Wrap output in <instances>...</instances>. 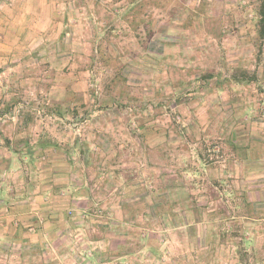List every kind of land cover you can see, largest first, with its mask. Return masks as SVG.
<instances>
[{
    "label": "crops",
    "instance_id": "crops-1",
    "mask_svg": "<svg viewBox=\"0 0 264 264\" xmlns=\"http://www.w3.org/2000/svg\"><path fill=\"white\" fill-rule=\"evenodd\" d=\"M206 1L190 0L185 5L198 10L206 7L207 13H198V17L203 16L200 19L204 18L208 23L213 20L224 23L225 18L212 16L215 15L212 11L221 5L220 0ZM67 5L70 3L63 0H0V107L9 102L13 104L24 88L38 87L36 81L40 79L31 80L25 74L38 66L36 63L29 65V62H41L45 57L48 69L53 70L55 76L49 85L44 84V97L47 103L62 109V113L54 111L53 123L64 122L65 125L72 116L70 111L73 112L72 121L77 119L75 112L78 107L71 106L78 104L80 107L87 98V71L81 62L87 51L81 34L78 47L82 54L73 55L80 58L78 64L64 58L65 52L70 53L69 38L65 39L57 31L63 25L61 21L65 18L61 11ZM223 6L227 8L228 4ZM164 24L173 25L171 14L168 13ZM224 32L213 34L205 31L210 41H217L222 46L211 50L203 62L196 61L195 57H201L198 54L206 51L209 53L207 45L189 50L194 58L184 61L186 56L191 57L190 53L169 33H155L149 36L150 39L139 37L146 53H151V44H157L165 68L176 65L183 72L189 64L197 67L205 63L213 69L218 66L209 82L196 83L193 114L182 111V122L176 129L168 126L166 130L152 129L149 127L151 117L142 114L129 118L143 126L135 132L129 125L126 128L119 114H112L107 120L112 121V126L99 127V122L86 133L93 121L103 117L104 113L99 110L92 111L90 117L87 115L89 119L81 124L85 131H74L73 135L66 132L65 126L64 132L61 129L28 131L29 122L22 121V116L19 123L25 128L11 130L0 127V264H132V259L142 255L145 257L142 264L146 261L147 264H232L233 254L238 255L241 251L247 255L248 251L250 256V251H257V248H247L250 241L245 235L251 230L247 226L253 223L257 226L264 220L263 200L260 196H249L247 188L238 192L241 196L234 192L236 196L231 199V191L225 190L224 185L230 187L229 179L237 169L239 177L236 171L233 184L250 179L245 173L252 167L247 154L249 149H245L244 155L242 150L239 152L233 146L232 151L223 153L221 160L212 162L204 159L205 152L198 148L196 160L188 162L184 149L177 145L186 135L194 138L199 146L208 142L215 136L216 119H222V122L236 119V113L244 111L247 103L251 106L257 99V90L254 95L247 94L246 90L250 88L247 83L230 81L232 84L228 85L220 80L225 67L220 68L213 57L220 55V61H227L223 50L227 49L225 42L234 39L231 40ZM240 35L237 40H244ZM182 41L186 42L185 39ZM146 56L149 58L148 54ZM13 61L18 63L11 64ZM59 61L62 67L67 66V70L73 65L77 68L73 69V74L60 75ZM46 67L41 68L40 73ZM40 77L42 81L44 76ZM131 99L127 97L129 104ZM176 110H182L180 102ZM161 120L160 125H163ZM75 134L82 140L74 137ZM72 136L74 140H70ZM89 156L101 158L94 162V159L88 160ZM172 169L173 174H168ZM104 170L105 176L101 173ZM240 170L243 171L240 173ZM103 178L104 181L101 180ZM100 180L103 181V189L108 191L105 194L109 197L106 198L108 203H116L120 209H134L130 214L141 208V213L134 215L135 218L125 216L122 209L108 210L110 215H114L116 224H121L119 220L124 217L135 221L131 228L126 225L129 228L126 233L113 228L112 232L104 233L109 238H98L92 234L100 228L98 223L103 218L99 202L94 200L99 193L92 190ZM151 184L153 190H150ZM221 185H224L222 192H218ZM229 198L232 205L226 206ZM218 203L224 210L218 208ZM246 207L250 213L245 212ZM138 219L141 224L135 225L139 223ZM114 221L112 218L111 222ZM234 226L237 231L233 230ZM116 234L119 235L116 237H136L122 244L111 238ZM142 241L141 248L133 246ZM125 243L127 245L123 246ZM125 248L129 253L119 257V251H125ZM36 252L41 254L34 260ZM242 257L243 264L245 259Z\"/></svg>",
    "mask_w": 264,
    "mask_h": 264
},
{
    "label": "rangeland",
    "instance_id": "rangeland-1",
    "mask_svg": "<svg viewBox=\"0 0 264 264\" xmlns=\"http://www.w3.org/2000/svg\"><path fill=\"white\" fill-rule=\"evenodd\" d=\"M63 1L64 3H70V5H67V7L61 11L64 15L60 16L65 19L61 21L63 25H61L60 31H57V33L63 35L65 39L69 38L67 43L70 53L67 54L68 52H65L66 55L64 58L66 61L70 62L73 60V64H78V61H80L77 55H79V53L82 54V52H79L78 36L82 34L81 36L87 51L85 59L83 58L81 60L82 66H84L87 71L85 75V93L87 95V101L85 100L84 104L80 107L78 104L71 106L73 108L78 107L75 112V115H77L75 121H72L71 117H73V112L70 111L72 116H69L65 125L64 122H62V124L53 123L54 118L52 115L55 113L54 111H60V113H62V109L61 107H56L47 103L44 97V84L49 85L51 83L50 81L54 78L55 72L48 69L49 64L46 58L42 57V60L39 58L41 62H29V65L36 63L38 66H34L33 69L25 74V76H29L31 80L39 78L40 80L36 81L39 84L38 87L30 89L24 88L20 91L17 100L14 101L13 104L9 102L0 107V127L4 126L11 130L22 129L25 127L21 126L22 123L19 122L21 120H26L29 122V126L26 128L28 131L31 130L33 132L34 130L42 129V131L47 130L49 132L53 129H61L64 132L65 130L63 127L65 126L66 132L69 131L71 135H73L72 132L74 131H80L81 133L85 131L84 129L82 130L83 127L81 124H85L84 120L89 119L87 115L90 117V114L93 113L92 111L99 110L104 113L103 117L98 118L97 122L93 121L90 127H87L86 133L88 130L95 128V124L99 122H101L99 123V127H101V125L102 127L112 126V121H107L112 114H119L123 124L125 126L129 125L130 129L135 132L141 130L143 126L140 122H135L129 118L130 116H142V114H148V118L151 117L149 121L151 124L149 127L152 129L163 128L166 130V126H168L167 128L169 129H176L177 125H180V122H182V111L188 115L193 114L192 111L194 109L192 108V100L194 99L193 95L196 83L198 82L201 84L202 82H209L210 76L215 74V70L218 69V66H215L213 69L211 65H206L205 63L201 66L197 65V67L189 64L183 72L176 65H172L170 68L168 67V69L165 68L164 63L161 62L162 57L158 53L157 44H151L152 49L150 52L152 54H149L146 53L147 50H142L144 46H141L139 40L140 38L150 39L149 36L160 32V34L169 33L170 36L176 37L177 43H183L188 53H190L189 50L194 51L197 48H205L207 45V49L210 50L209 53L206 54V51L204 54H198L201 57H195L196 61L203 62L202 60L205 61V59H207L211 50H218V48L222 46L219 45L217 41H210V39L205 36V31L208 30L213 34H217L219 31L224 30V34H227L231 40L232 38L234 39L225 42L227 49L223 50L225 51L224 57L228 59L227 61H220L222 60V56L220 57V55L218 57H213L214 62L218 64L220 68L225 67L224 73H220V80L230 85L232 84L230 76L233 72L237 69L245 70L247 72L246 80H249L252 76L255 77L251 83H248L250 88H248L246 92L248 95H254L257 90V99L252 102L251 106L248 105V103L244 106V111L246 108L245 112L241 110L240 113H236V119L223 120V122L221 121L222 119H216L215 136L209 139L208 142H203V144L199 146V144L196 145L197 142L194 138L186 135V138L184 137L177 145L184 149L188 162H194L196 160L194 157L198 156V148L205 152L203 156L204 159L208 161L211 160L212 162L221 160L220 158L223 156V153L225 151L227 153L228 151H232L231 148L233 146H236L239 152L242 150L244 155H246L245 149H249L247 154L250 157L249 160L252 163V167L246 170L245 173L250 176V179L241 182V184H233V176H235L237 171L236 176L239 177L237 175L239 169H232V171H234L231 174L233 176L229 179L230 187L227 188V184H224L225 190L231 191L230 198L232 199L236 196L234 192L237 193V196H241L238 192L242 191V189L244 190V188L246 190L247 188L249 196H260L264 203V37L262 39L259 37L260 8L264 0L218 1L221 5H218V8L212 11L213 13L215 12V15L213 14L212 16L219 19H222V17L225 18L222 24L218 23L216 20L208 23L204 18L200 19L203 16L198 17V13L202 12V14H204L205 12L207 13L208 10L206 7L203 9L200 8V10L196 7L186 8L190 0ZM201 2L207 1L201 0ZM241 2H243V4ZM225 3L228 4L227 8L223 6ZM173 7L176 8L173 9ZM168 13L171 14L173 25L164 24L166 17H168ZM66 33L69 34L68 37L65 36ZM239 34H241L240 37L244 38V40H237ZM156 38H159V36H156ZM182 39H185L186 42H183ZM64 42L66 43V41L62 43ZM56 43H54L55 46ZM80 46L82 47V42ZM60 49L63 50V45L61 46V44ZM75 54L77 55L73 57ZM146 54H148L149 58ZM189 58H194V56H186L183 59L185 61ZM16 63L18 62L13 61L11 64ZM45 66H47L46 69H43L40 73L41 68ZM66 67L67 66L62 67V62L60 63L59 61V69H61V71H59L60 75H62L61 73L67 75L69 72L73 74V69L77 68L73 65L70 70H67ZM44 71L47 72L44 74ZM40 76H44L42 81ZM19 77L20 76H18V78ZM183 84H185V86H182ZM128 96L132 98L129 101L130 104L127 101ZM103 98L108 99L104 100ZM101 99L103 100L101 101ZM133 102L138 104L135 105L136 103ZM143 102H145V105H143ZM179 102L182 105L181 111L176 110V105H179ZM155 104L157 105L153 108ZM17 106L21 108L20 112L14 120H11L9 116H11V112H13ZM138 106H140V108ZM36 109L40 110L41 117L36 114ZM21 116L22 119L20 120ZM158 116H163L162 120ZM159 120L163 122V125H160L161 122ZM74 137L82 140V137L78 134H75ZM74 137L72 136L70 140H74ZM173 139L174 138H171V140ZM94 158V156L91 158L89 156L88 160H93ZM100 158L101 157L97 156L94 162H99ZM173 171L174 169L168 174L172 175ZM242 171L243 170H240V173ZM101 173L105 176L106 171H101ZM104 179L105 178L101 180L104 181ZM101 180L92 187V190L99 193L98 196H95L94 200L99 202L101 207V209H99V211H101L100 216L103 218L100 219L101 222L98 223L100 228L97 229V232L92 234L98 238H109L110 236H104V233L112 232L113 228H117L120 230L119 232L126 233V230L131 228L132 222L134 223L135 221H130V218L124 217L119 220L121 224H116L117 221L114 219V215H110V213L112 210L114 212V210L120 208H118V204L116 203L112 204L107 202L106 198L109 197L105 196V194L108 193V191L103 189V181ZM224 185L218 188V192H222L221 189H223L222 186ZM151 186L150 190H153L154 186L152 184ZM210 196H214V194H210ZM231 199L225 204L226 206L232 205ZM110 206H112V208H110ZM97 207H99L98 204ZM218 208L224 210L221 203H218ZM121 209L123 210L121 212H123L125 216L128 215L132 218H135L134 215L141 213V208H137V213L134 214H130L134 209L128 210L126 207H121ZM245 210V212L250 213L248 207H246ZM106 212H108L109 215L104 216ZM97 214L99 215V212H97ZM112 218L113 221L115 220L116 222H111ZM138 220L137 222L139 223H135V225L141 224V220ZM253 224L247 226V228L251 230L245 236L250 241L247 248H257V251L254 249L250 251V256L248 251L247 255L241 254V251L238 255L233 254L234 259H232V261L234 260V262H232V264H242V260L240 259L242 256V258L245 259V263L243 264H264V220L259 221L257 226ZM235 226L237 227V225ZM236 227L233 230L237 231L238 229ZM115 232L117 233V231ZM116 236L119 235L116 234L111 238H114V241L118 240L122 242V244L124 242H131L136 237ZM125 245H127V243L123 246ZM153 245L156 247V244ZM39 254L41 253H34L33 259L37 260ZM132 260V264H142L144 263L145 257L142 255L140 258ZM147 262L148 261H146L145 264H147ZM166 262L167 261H164V263Z\"/></svg>",
    "mask_w": 264,
    "mask_h": 264
},
{
    "label": "trees",
    "instance_id": "trees-1",
    "mask_svg": "<svg viewBox=\"0 0 264 264\" xmlns=\"http://www.w3.org/2000/svg\"><path fill=\"white\" fill-rule=\"evenodd\" d=\"M259 37L260 39H262L264 37V3L261 4V8H260V19H259ZM247 78V72L244 70H240L237 69L235 70V72H233V74L230 76L231 81L233 82H243V83H251V81H253L255 79L254 76L250 77V79L246 80ZM143 241L140 243H134L133 246H135L136 248H141ZM129 253V251H127V248H125V251H119V257H123L124 255H127Z\"/></svg>",
    "mask_w": 264,
    "mask_h": 264
},
{
    "label": "built area",
    "instance_id": "built-area-1",
    "mask_svg": "<svg viewBox=\"0 0 264 264\" xmlns=\"http://www.w3.org/2000/svg\"><path fill=\"white\" fill-rule=\"evenodd\" d=\"M20 109H21V108H20L19 106H17V108H15L13 112H11V116H9V118H10L11 120H14L15 117L18 116V114H19V112H20ZM35 111H36V114H37L39 117H41V116H40V110H37V109H36ZM31 229H32V228H31ZM31 229H30V230H31ZM31 231H32V230H31Z\"/></svg>",
    "mask_w": 264,
    "mask_h": 264
}]
</instances>
